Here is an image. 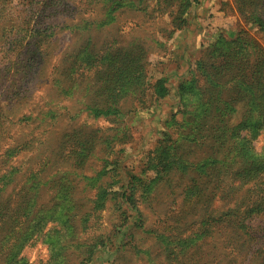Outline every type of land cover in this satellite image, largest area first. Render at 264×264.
Masks as SVG:
<instances>
[{"label": "rangeland", "instance_id": "1", "mask_svg": "<svg viewBox=\"0 0 264 264\" xmlns=\"http://www.w3.org/2000/svg\"><path fill=\"white\" fill-rule=\"evenodd\" d=\"M263 89L264 0H0V264H227Z\"/></svg>", "mask_w": 264, "mask_h": 264}, {"label": "trees", "instance_id": "2", "mask_svg": "<svg viewBox=\"0 0 264 264\" xmlns=\"http://www.w3.org/2000/svg\"><path fill=\"white\" fill-rule=\"evenodd\" d=\"M257 73L262 74L263 71L258 70ZM256 88L260 90L261 85L258 87L257 85H252V87L249 89L255 90ZM261 91V93L264 95V89ZM247 96L253 95L249 94ZM263 98L260 97L259 93L255 94L254 102L256 103V106H264ZM105 108L106 107L98 108L96 111L103 112ZM118 109L119 106L116 104H111L106 108V111ZM225 121L226 119H221L218 115L214 116L213 118V123L216 127H221ZM259 122L260 124L257 126V128L251 129L249 124L244 121L243 127L238 130L237 134L239 137H242L244 140H246V145H243L241 148H237V144L234 143L233 146L228 147V152H226L229 158H241L242 160L239 161L243 166L240 175L233 172L234 178L238 181L236 184L231 186V190L234 191L240 188L243 190L244 194H249V198L245 199L246 195H243L242 198L245 200L240 199V204L234 203L231 206H224V209H222L220 212H216L214 215L208 218L209 221L212 220L215 223L224 222L227 220L229 221V219H227L229 216L232 219L235 218V220H230V229L232 230L233 238L230 242L232 249L229 250L230 259L227 264H244L243 262L239 263V258L245 252H252L254 255H256L257 263L264 264V229L261 228V232L258 235V232L254 229V226L250 224L252 215L249 214H259V212H263L264 214V154H255V149L253 146V141L262 135V133H264V116ZM243 131H245V134H241ZM226 137V135L223 136V134H219L218 130L216 129L215 136L212 137V139L213 141L224 140ZM254 196H257L255 197L256 201L258 196L261 198V200L258 202L252 201ZM246 200L249 202V208L246 209V212L248 211L246 213L247 216L239 217L238 215L242 212V208L245 206ZM245 221L249 222L246 223ZM253 240H256L257 242L254 244ZM257 244L259 245L257 246Z\"/></svg>", "mask_w": 264, "mask_h": 264}]
</instances>
